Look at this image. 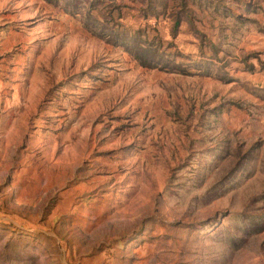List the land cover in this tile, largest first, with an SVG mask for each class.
<instances>
[{
	"label": "rangeland",
	"instance_id": "rangeland-1",
	"mask_svg": "<svg viewBox=\"0 0 264 264\" xmlns=\"http://www.w3.org/2000/svg\"><path fill=\"white\" fill-rule=\"evenodd\" d=\"M0 264H264V0H0Z\"/></svg>",
	"mask_w": 264,
	"mask_h": 264
}]
</instances>
